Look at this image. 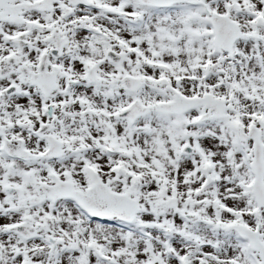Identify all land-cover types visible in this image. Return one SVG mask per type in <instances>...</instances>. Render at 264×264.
I'll use <instances>...</instances> for the list:
<instances>
[{
  "label": "snow or ice",
  "instance_id": "6c2138e0",
  "mask_svg": "<svg viewBox=\"0 0 264 264\" xmlns=\"http://www.w3.org/2000/svg\"><path fill=\"white\" fill-rule=\"evenodd\" d=\"M0 264H264V0H0Z\"/></svg>",
  "mask_w": 264,
  "mask_h": 264
}]
</instances>
